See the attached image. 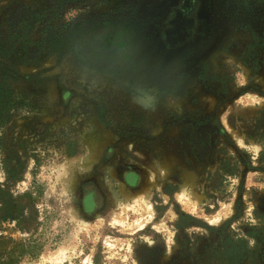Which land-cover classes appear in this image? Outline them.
<instances>
[{
    "label": "rangeland",
    "instance_id": "rangeland-1",
    "mask_svg": "<svg viewBox=\"0 0 264 264\" xmlns=\"http://www.w3.org/2000/svg\"><path fill=\"white\" fill-rule=\"evenodd\" d=\"M0 0V264H264V0Z\"/></svg>",
    "mask_w": 264,
    "mask_h": 264
},
{
    "label": "flooded vegetation",
    "instance_id": "flooded-vegetation-1",
    "mask_svg": "<svg viewBox=\"0 0 264 264\" xmlns=\"http://www.w3.org/2000/svg\"><path fill=\"white\" fill-rule=\"evenodd\" d=\"M198 14L195 0H173L167 12L154 21L160 46L164 50H172L191 43Z\"/></svg>",
    "mask_w": 264,
    "mask_h": 264
},
{
    "label": "water",
    "instance_id": "water-1",
    "mask_svg": "<svg viewBox=\"0 0 264 264\" xmlns=\"http://www.w3.org/2000/svg\"><path fill=\"white\" fill-rule=\"evenodd\" d=\"M167 35H169V33Z\"/></svg>",
    "mask_w": 264,
    "mask_h": 264
}]
</instances>
